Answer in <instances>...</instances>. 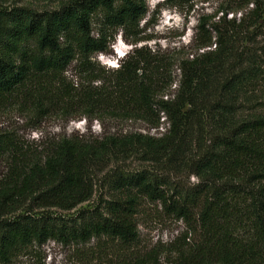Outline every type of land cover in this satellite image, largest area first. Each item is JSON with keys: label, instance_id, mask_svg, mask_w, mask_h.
<instances>
[{"label": "trees", "instance_id": "16d2710c", "mask_svg": "<svg viewBox=\"0 0 264 264\" xmlns=\"http://www.w3.org/2000/svg\"><path fill=\"white\" fill-rule=\"evenodd\" d=\"M2 1L0 105L33 120L77 111L100 122L168 128L158 137L64 138L34 151L0 133V264L48 241L132 244L145 202L158 203L197 237L175 264H264V75L247 49L250 30H264V0H238L199 22L202 52L172 65L138 47L147 41L137 36L148 0H57L44 11ZM119 33L133 38L132 50L106 74L94 59L109 53ZM133 157L144 168L115 173L97 207L73 218L53 212H77L95 195L96 169Z\"/></svg>", "mask_w": 264, "mask_h": 264}, {"label": "rangeland", "instance_id": "374dc122", "mask_svg": "<svg viewBox=\"0 0 264 264\" xmlns=\"http://www.w3.org/2000/svg\"><path fill=\"white\" fill-rule=\"evenodd\" d=\"M3 6L12 7L14 4L28 5L37 11L53 10L58 6L57 0H3ZM238 0H191L182 3H170L165 0H148L149 13L140 25L138 38L147 41L138 47H145L164 59L171 65L195 56L197 47L202 40L196 36V27L199 22L208 20L223 6H233ZM252 6L245 7L241 13L248 14ZM237 18H240L238 13ZM232 14L228 18L231 19ZM95 30L97 28L95 27ZM247 38L252 43L247 46L248 52L257 55L261 62V72L264 75V30H250ZM127 40V41H126ZM132 37L127 39L116 37L109 47V53L95 57L106 74L116 70L120 62L132 50ZM246 49V48H245ZM75 72L70 68L67 77L69 81L76 82ZM173 78L179 80L177 66L172 69ZM175 86L167 92L168 97L174 95ZM74 111L72 115L61 117L57 113L40 120H33L30 113H25L17 107L0 105V133L10 132L17 135L31 151L38 145L49 144L64 138L101 139L110 134L142 133L160 136L168 128L162 125L160 129L153 130L142 121L115 120L98 121L85 119ZM144 164L137 158L122 159L106 164L96 169L94 173L95 195L93 199L77 208V212L54 213L73 218L79 211H90L103 200H107L106 184L110 183L115 173L144 168ZM3 166L0 164V174ZM186 183V177H181ZM196 182L194 178L190 180ZM138 238L132 244L107 237L93 238L86 243L63 244L55 241L38 246L32 245L23 249L14 256L8 264H175L179 252L188 250L189 245L197 237L191 234L190 227L182 220L168 215L158 203H148L136 214Z\"/></svg>", "mask_w": 264, "mask_h": 264}]
</instances>
